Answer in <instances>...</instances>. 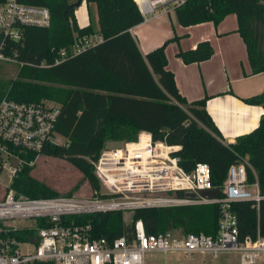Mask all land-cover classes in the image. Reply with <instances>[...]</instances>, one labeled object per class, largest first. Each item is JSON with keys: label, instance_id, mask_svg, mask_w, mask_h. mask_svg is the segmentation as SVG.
Wrapping results in <instances>:
<instances>
[{"label": "trees", "instance_id": "16d2710c", "mask_svg": "<svg viewBox=\"0 0 264 264\" xmlns=\"http://www.w3.org/2000/svg\"><path fill=\"white\" fill-rule=\"evenodd\" d=\"M96 6L97 25L80 28L72 0H20L47 7L52 16L49 28L27 27L19 41H6L4 53L20 65L18 76L9 83L0 80V101L9 93L19 102L53 101L60 105L55 132L65 144L49 143L41 155L64 159L78 168L89 181L95 197L102 186L94 162L109 142H134L148 132L155 142L178 146L175 156L192 172L197 163L208 164L212 185L221 190L229 168L248 157L249 182L257 179L264 196V114L251 133L227 144L206 109L207 99L189 103L179 92L174 74L167 69L166 48L178 36L144 56L131 30L144 22L134 0H83ZM81 2V3H82ZM183 27L212 22L215 26L235 14L238 33L246 45L252 75L264 73V0H187L175 7ZM100 36L102 42L88 51L54 65L57 51L72 46L78 37ZM0 36V40H1ZM208 41L196 49L178 53L189 65L213 56ZM47 66L44 67L42 64ZM264 107V92L245 99ZM24 167L15 190L32 199L56 198L58 194L32 176ZM183 195V194H180ZM238 217L239 239L264 236V200L260 209L253 202L233 204ZM221 208L218 204L169 208H143L127 224L123 211H109L73 217L78 224H91L95 238L114 241L135 238V224L141 220L147 235L181 236L218 234Z\"/></svg>", "mask_w": 264, "mask_h": 264}, {"label": "built area", "instance_id": "2783aa9c", "mask_svg": "<svg viewBox=\"0 0 264 264\" xmlns=\"http://www.w3.org/2000/svg\"><path fill=\"white\" fill-rule=\"evenodd\" d=\"M144 22L158 16L161 7L182 6L187 0H134ZM47 7L20 0H0V61L16 62L4 53L6 41H19L27 27L49 28ZM102 42L100 36H81L69 48L57 51L54 65L72 59ZM42 66L46 67L45 63ZM60 105L53 101L19 102L9 93L0 101V264H146L148 254L176 256L180 263L206 264L224 253H237L241 264L264 260V236L239 239L238 217L233 204L253 202L260 209L264 196L258 179L249 182L248 157L231 165L217 199L200 196L215 189L208 164L197 163L192 172L180 165L178 146L155 142L148 132L137 141L106 146L94 162L102 189L90 199L75 197L37 198L20 195L15 184L24 167L33 168L41 151L57 143L56 122ZM186 191L198 197L187 198ZM183 194V195H180ZM218 204L221 208L218 234L208 236L147 235L141 220L135 224V238L114 241L95 238L91 224H78L72 218L109 211L143 208H169ZM202 256V261L196 256Z\"/></svg>", "mask_w": 264, "mask_h": 264}, {"label": "crops", "instance_id": "0c3cea01", "mask_svg": "<svg viewBox=\"0 0 264 264\" xmlns=\"http://www.w3.org/2000/svg\"><path fill=\"white\" fill-rule=\"evenodd\" d=\"M82 7L84 14L80 16L77 9L75 12L80 28L93 22L90 10L96 12V8L85 1L77 8ZM157 14L156 18L131 30L141 53L146 56L178 36L179 41L167 46L166 56L167 69L174 74L180 94L189 103L208 98L206 109L227 144L253 132L260 124L264 107L247 104L244 100L264 92V73L252 75L246 45L238 33L237 16H227L218 26L205 22L183 27L174 5L161 7ZM204 41L213 47L211 59L187 65L178 57L181 50L196 49Z\"/></svg>", "mask_w": 264, "mask_h": 264}, {"label": "rangeland", "instance_id": "374dc122", "mask_svg": "<svg viewBox=\"0 0 264 264\" xmlns=\"http://www.w3.org/2000/svg\"><path fill=\"white\" fill-rule=\"evenodd\" d=\"M72 1L77 4L80 0ZM92 6L94 9L96 8L94 4ZM79 9L80 8H77L79 11L78 14L81 16L82 13L84 14L85 8L82 7L80 10ZM90 12L92 21L96 23L98 20L96 12L92 9ZM19 69L20 65L17 62L0 61V80L5 83L11 82L17 78ZM56 141L61 145L66 142L65 139L59 135ZM119 143L109 142L107 146L118 145ZM31 174L35 179L52 188L58 194L56 198L75 197L90 199L94 197L96 193L89 181L85 179L82 172L64 159L41 155L33 167ZM132 214L131 211L124 212V219L127 224H131ZM179 233H175V236H179ZM168 258L171 264H178L175 260L176 256L169 255ZM195 258L199 262L203 259L200 255H197ZM166 261V255L162 253L148 254L146 256V264H166ZM205 262L206 264H241L240 257L237 253H224L217 259L207 256ZM179 264H195V262L184 261V258H180ZM260 264H264V260H262Z\"/></svg>", "mask_w": 264, "mask_h": 264}, {"label": "water", "instance_id": "95a60500", "mask_svg": "<svg viewBox=\"0 0 264 264\" xmlns=\"http://www.w3.org/2000/svg\"><path fill=\"white\" fill-rule=\"evenodd\" d=\"M83 0H80L77 5L80 6L81 5V2ZM200 196L204 197V198H207V199H217L220 197L221 195V190L219 189H213V190H204V191H200ZM184 196L187 197V198H197L198 196L193 193L192 191H186L184 193Z\"/></svg>", "mask_w": 264, "mask_h": 264}]
</instances>
